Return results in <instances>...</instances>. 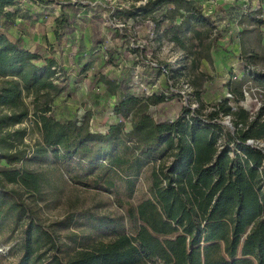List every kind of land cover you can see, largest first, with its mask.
<instances>
[{
    "label": "trees",
    "instance_id": "obj_1",
    "mask_svg": "<svg viewBox=\"0 0 264 264\" xmlns=\"http://www.w3.org/2000/svg\"><path fill=\"white\" fill-rule=\"evenodd\" d=\"M34 1L60 9L52 42L36 40L38 25L43 28L36 9L22 13L21 0H0V109L10 110L0 114V162H6L0 168V245L18 255L9 262L0 252V264H264V105L255 111L241 104L246 88L264 94V71L247 62L257 56L242 51V71L224 86L211 84L231 97H220L205 112L202 104L191 108L170 84V77L184 74L181 68L152 62L145 73H133L129 60L148 56L135 34L109 22L132 18L142 27L151 19L155 30L175 32L183 49H190L191 32L202 37L197 24L208 31L213 26L214 46L222 32L196 0H147L112 11L92 2L27 0ZM244 11V31L264 27L262 6ZM81 19L90 29L75 38ZM16 25L21 33L12 39L8 28ZM69 37L91 113L110 109L115 115L105 131L56 113V99L78 98L56 52ZM162 77L166 85L141 93L142 84ZM26 95L36 102L31 123L40 134L29 150L17 146L25 128L7 129L29 118ZM228 116L233 128L222 122ZM26 161L42 167L29 168ZM52 167L67 180L112 195L124 214L71 211L56 223L67 227L82 219L86 229L70 234L74 245L69 244L42 223L28 201L42 198L51 186ZM143 176L148 186L138 192Z\"/></svg>",
    "mask_w": 264,
    "mask_h": 264
},
{
    "label": "rangeland",
    "instance_id": "obj_2",
    "mask_svg": "<svg viewBox=\"0 0 264 264\" xmlns=\"http://www.w3.org/2000/svg\"><path fill=\"white\" fill-rule=\"evenodd\" d=\"M59 2L73 1L89 3L99 8L100 4L107 6L110 11L112 9L125 8L128 6H141L147 0H55ZM200 5L202 11L205 14L214 15V21L219 31L222 33V37L213 46L210 40V36L216 33V29L213 26H209V31L206 25L197 24L196 29L201 31L202 37H197L194 32L189 35L193 37V40L189 41L190 49L181 48L174 40V33L171 30L162 28L155 30L152 26L151 19H146L144 24L138 26L132 18L128 20L122 18H114L112 21L114 27H123L125 31L135 34L137 37V45L143 47L144 56L148 57L143 60L137 54L129 60L127 65L133 69V73L137 75L146 72L148 66L156 63L164 64L168 62L172 64V67L178 69L181 68L183 75L176 73V76L169 78L170 84L175 83L178 95H181L185 99V103L191 105V108L199 107L203 105V111L210 112L214 102L220 97H231L228 91H222L219 93L214 87L211 86L213 82L224 86L226 81L229 80L231 75L239 74L242 71V55H255L256 58L247 59L249 66L254 69L264 71V27H255L249 25L251 31H244L243 24H240V17L244 13L245 9H255L260 5L264 11V0H196ZM17 7L20 8V12L26 13L31 6L36 9L43 28L41 30L39 25L36 33V40L43 42L44 44L52 42L55 39L53 29L56 26L55 16H61L60 9L56 7L54 3H47L43 6L39 2L34 1L28 3L27 0H21ZM31 9L32 11H34ZM109 12V11H108ZM108 17V13L105 15ZM79 19V17L77 16ZM80 29L75 33V38H80L82 32H86L89 27L87 21H80ZM213 27V28H212ZM19 25L15 27H9L8 32L12 39H15L20 33ZM212 29V30H211ZM253 29V30H252ZM83 30V31H82ZM67 44H64V48L57 47V56L60 58L63 67H66V75L70 77L71 83L76 87L75 93L78 95L76 101L66 100V97H59L57 100L56 113L57 115H69L76 117L81 123L86 121L93 131H105L111 121L114 118L113 112L108 109L104 114H93V104L88 95L87 83L81 80L80 70L82 67H77L75 64L76 56L70 54V37L67 38ZM65 40V38H64ZM110 40H107L106 44H109ZM145 47V48H144ZM101 51L102 46H99ZM244 52L241 55V52ZM246 59V58H243ZM149 64V65H148ZM166 64V63H165ZM64 76V77H65ZM214 80V81H213ZM157 83L152 82L150 85H141L142 94L149 95L154 90H157L162 86L164 82L163 77L156 80ZM217 88V84L215 85ZM246 88V87H245ZM256 88H246L245 94L247 95L246 101L241 104H249L255 111L260 109L261 105H264V94H258L255 92ZM202 98V100H200ZM25 101L30 108L29 118L23 122L11 125L7 129L15 130L19 128L26 129V135L17 143L18 148H24L29 150L33 148L37 141L40 139V134L33 127L31 119L32 113L36 109V102L33 101V96L26 95ZM44 100L41 99L42 103ZM234 103V102H233ZM92 108V109H90ZM90 109V111H89ZM8 108L0 109V114L8 113ZM171 114L175 113L174 108H170ZM226 117L223 118L225 120ZM222 120V121H223ZM231 120V119H230ZM263 142V141H261ZM6 165L5 161L0 162V168ZM15 165V164H14ZM20 166V164H16ZM25 165L32 169H40L42 165L39 162L26 161ZM44 166H47L46 164ZM48 168V167H46ZM51 186L44 187L42 198L31 197L28 199L31 208L38 213L40 220L43 224L49 228H54L59 233L63 240L71 245H74L71 239L68 238L72 233H83L86 229L84 221H73L67 227H63L56 222L64 220L69 216L71 211L79 213L80 210L89 208L91 211L99 214H109L111 216H118L124 214V210L117 206L112 195L106 192H100L92 188L84 187L76 184L73 181L67 180V177L62 176L59 171H56L55 167H52L50 173ZM9 186H15L9 184ZM148 186V182L144 176L142 177L139 185L138 192L143 191ZM16 187V186H15ZM53 226V227H51ZM9 246L0 245V252L7 254V260L14 262L17 260L18 255L13 254L11 251L8 254Z\"/></svg>",
    "mask_w": 264,
    "mask_h": 264
},
{
    "label": "water",
    "instance_id": "obj_3",
    "mask_svg": "<svg viewBox=\"0 0 264 264\" xmlns=\"http://www.w3.org/2000/svg\"><path fill=\"white\" fill-rule=\"evenodd\" d=\"M222 122H223L225 125L232 127L231 120H230V116L226 117L225 120H223ZM232 128H233V127H232ZM250 142L252 143L251 140H250ZM261 145H263V144L261 143Z\"/></svg>",
    "mask_w": 264,
    "mask_h": 264
}]
</instances>
